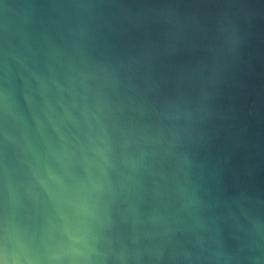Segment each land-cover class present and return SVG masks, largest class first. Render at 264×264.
I'll return each mask as SVG.
<instances>
[{"label":"water","instance_id":"obj_1","mask_svg":"<svg viewBox=\"0 0 264 264\" xmlns=\"http://www.w3.org/2000/svg\"><path fill=\"white\" fill-rule=\"evenodd\" d=\"M0 264H264V0H0Z\"/></svg>","mask_w":264,"mask_h":264}]
</instances>
